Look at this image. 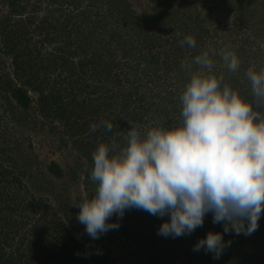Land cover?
Returning a JSON list of instances; mask_svg holds the SVG:
<instances>
[{"label": "trees", "instance_id": "obj_1", "mask_svg": "<svg viewBox=\"0 0 264 264\" xmlns=\"http://www.w3.org/2000/svg\"><path fill=\"white\" fill-rule=\"evenodd\" d=\"M146 1L147 8L137 11L130 0H0V264H112L100 241L88 252L86 238L70 231L67 214L51 198L35 194L26 172L31 167L17 164L13 154L21 146L18 129L52 136L59 147L71 149L91 198L98 144L126 132L129 121L141 130L171 125L180 115V96L193 70L187 65L196 55L208 51L215 63L206 73L223 76L222 83L251 101V83L242 71L264 68L251 66L250 59L257 53L264 61V0H213L232 12L228 31L242 33L236 36L241 46L214 41L218 33L211 35L208 27L219 31L220 22L194 8V0ZM186 35L194 37L195 48L180 46ZM251 46L255 50L248 53ZM225 47L242 62L235 72L222 63ZM102 121L114 125L112 132ZM48 144L50 150L56 146ZM47 168L49 179L68 174L79 184L76 170L65 173L56 160ZM110 219L131 242L122 252L127 260L136 253L153 264H264V212L251 235L224 234L231 244L219 259L193 251L209 231L223 233L211 213L202 227L177 238L158 235L169 216L133 208Z\"/></svg>", "mask_w": 264, "mask_h": 264}, {"label": "clouds", "instance_id": "obj_2", "mask_svg": "<svg viewBox=\"0 0 264 264\" xmlns=\"http://www.w3.org/2000/svg\"><path fill=\"white\" fill-rule=\"evenodd\" d=\"M179 43L196 47L191 35ZM220 56L229 71L239 68L229 47ZM214 63L205 51L187 65L198 70L191 73L180 96V115L171 125L141 130L129 121L126 132L98 144L90 175L95 193L72 203L93 240L119 227L109 222L112 216L122 218L133 208L169 216L158 235L172 238L191 235L211 213L213 224H223V233L209 231L193 251L203 249L214 259L231 244L224 234L248 236L258 229L264 212V68L247 70L252 92L247 101L222 83L223 76L206 73ZM101 126L108 132L114 127L109 121ZM97 127L91 125L90 131Z\"/></svg>", "mask_w": 264, "mask_h": 264}, {"label": "rangeland", "instance_id": "obj_3", "mask_svg": "<svg viewBox=\"0 0 264 264\" xmlns=\"http://www.w3.org/2000/svg\"><path fill=\"white\" fill-rule=\"evenodd\" d=\"M130 2L134 5L137 11L145 10L148 6V2L146 0H130ZM199 6V10L202 11L203 15L208 13L211 20H218L219 23V31L216 30L217 25L209 26V30H211V35L218 33L217 38L214 41H218V44L225 43V41H233L236 42L239 46L242 45L240 41L237 42L236 36H242V33H236L235 35H231L228 31L232 28L234 17L232 12L228 11V9H224V6H217L213 3V0H194V8ZM241 44V45H240ZM264 44V43H263ZM248 53L254 51V47H247ZM250 58L253 63L251 66H258L264 63L262 55H251ZM247 57V56H246ZM242 62H240L241 65ZM193 70L190 71L192 73L195 71L196 66L193 64L191 66ZM248 68L243 67L242 73L246 72ZM191 78V77H190ZM16 140L20 142L21 146L19 151L13 152L15 159L18 161L19 165H26L31 168H26V172L28 175L31 174V182L33 183V188L35 190V194L38 196L51 198L57 205V207L67 214L68 218V226L72 233L76 234L79 237L86 238L87 241V251L93 252L94 247L98 245V241L101 242L100 247H103V250H106V253L110 256V261L112 264H153L150 263V259L147 258V255H143V258L136 254L134 257H131L130 260L126 258H122V252L124 249L128 248V245L131 246V242L126 240L125 236L120 233L119 228L114 230H109L107 233H104L100 236L99 239L93 240L85 233L84 225L80 224L77 220V214L79 212V208L74 206L72 203L79 202L82 196L86 193L85 185H83L82 180V171L79 168L80 163L77 160V157L74 155L72 150L67 148V146H60V143H56V138H52V136L36 137L31 129L20 128L16 133ZM43 140V144L41 143ZM49 142H54L56 145L53 150L49 148ZM15 144H13V148ZM66 147V148H65ZM49 160H56L60 167L64 170L65 173L71 172L73 174L74 170H76V174L80 176L79 184L75 185L74 181H71V177L68 174H65L63 179L51 180L52 178L51 172L47 168V163ZM40 167H39V166ZM53 179V178H52ZM93 186L91 187V190ZM95 192V190H94ZM57 201H55L56 199ZM55 199V200H54ZM112 220L110 219V223ZM251 249V246L248 247ZM104 250V251H105ZM136 260V261H135ZM127 261H130L129 263ZM135 261V262H134Z\"/></svg>", "mask_w": 264, "mask_h": 264}]
</instances>
